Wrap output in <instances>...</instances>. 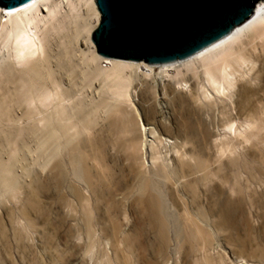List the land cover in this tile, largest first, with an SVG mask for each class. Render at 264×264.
<instances>
[{
  "label": "bare ground",
  "instance_id": "6f19581e",
  "mask_svg": "<svg viewBox=\"0 0 264 264\" xmlns=\"http://www.w3.org/2000/svg\"><path fill=\"white\" fill-rule=\"evenodd\" d=\"M81 6L87 8L85 15ZM100 21L96 0H31L10 10L0 6V189L12 195L27 190L33 205L46 188L26 162L29 145L21 138L28 132L39 146L53 148L50 170L59 184L68 175L57 153L63 146L74 177L97 191L93 168L102 164L95 153L101 145L89 138L87 153L74 134L90 135L98 127L111 135V150L125 154L159 253L170 245L175 229L178 241L190 244L186 256L194 264H264L263 245L237 239L224 238L236 261L210 252L215 238L225 235L234 214L243 210L253 183L264 194V1L224 37L158 65L98 54L92 33ZM101 59L109 66H102ZM139 72L153 80L135 83L133 73ZM78 79L92 90L88 109L78 99ZM160 100L170 110L168 120ZM73 191L81 195L78 187ZM82 201L89 239L85 252L93 256L97 226L90 199ZM22 214L27 216L26 209ZM103 224L112 248L103 254V263L132 264L131 234L120 222L109 228ZM181 225L191 229L189 236Z\"/></svg>",
  "mask_w": 264,
  "mask_h": 264
},
{
  "label": "rangeland",
  "instance_id": "374dc122",
  "mask_svg": "<svg viewBox=\"0 0 264 264\" xmlns=\"http://www.w3.org/2000/svg\"><path fill=\"white\" fill-rule=\"evenodd\" d=\"M86 11L85 6L80 7L81 14L85 15ZM78 21L81 22L82 20L78 19ZM91 23H96L95 17L91 18ZM100 64L109 66L110 62L101 59ZM159 71V67L156 66L155 74ZM133 75L136 78L135 83H138L139 79L147 82L153 80L152 77L144 78L142 72H139L138 75L133 73ZM78 81L81 82L82 80L78 79ZM80 84L82 82L79 83L80 90L77 91L78 99L82 100L87 105L86 109H88L91 106L92 90L83 84L80 86ZM137 106L140 108L138 101ZM158 106L163 113V119L168 120L170 110L167 105L160 100ZM74 135L83 151L87 153L92 150L88 142L89 138H95L101 145V148L98 147L95 153L100 154L102 164L94 165L93 168L96 175L94 186L97 191L92 192L85 182L74 177L72 167L68 161L67 150L63 146L57 147V153H59L58 158L63 160L68 175L65 183L59 184L50 170L53 164V148L39 146L37 140L32 139L27 132L21 138L22 142H27L29 145V152L26 157L27 165L32 170L38 171L40 182L44 183L46 188L34 197L35 204L33 205L27 202L29 196L27 190L12 195L0 189V264H104L102 256L106 251L109 252L110 250L111 252L112 248L106 240V232L101 231L102 226H99V224H103V221L105 222V225L103 224L105 228H109L111 222H120L126 231L131 234L134 250L136 248L133 262L131 261L132 264H194L192 256H186L190 244L178 241L175 229L171 232L170 245L163 253L158 252L160 242L154 239L146 214L139 204L141 195L135 189L134 184L131 183L133 181L130 177L131 172L125 154L119 148L118 150H111L113 147L111 135L100 131L98 127L90 135L85 133ZM24 158L25 156H23V161ZM26 180L30 182L29 178H26ZM123 182L124 184H122ZM124 185L126 186L124 187ZM260 186L253 183L250 188V196L245 197L243 210L234 214V224L226 231L225 235L215 238L214 248L210 252L212 251L213 254L225 253L235 260L232 251L226 246L227 239L225 237L231 240L245 241L247 246L252 243L251 246L257 247V245H260V248L264 247L262 236L264 194H262L263 188L261 189ZM73 187H78L82 198L81 195H75ZM83 197L89 198L91 201L93 222L97 226V233L94 235L97 244L91 250L93 256L85 252L89 248L87 245L89 239L83 221ZM204 208L207 210L206 206ZM23 209H26L27 216H23ZM106 211H108V215ZM31 220L33 224L29 227L28 221ZM181 229L182 234L186 237L191 233L189 227L184 226ZM238 260L240 261L242 258H238ZM237 264L241 263L238 262Z\"/></svg>",
  "mask_w": 264,
  "mask_h": 264
},
{
  "label": "water",
  "instance_id": "95a60500",
  "mask_svg": "<svg viewBox=\"0 0 264 264\" xmlns=\"http://www.w3.org/2000/svg\"><path fill=\"white\" fill-rule=\"evenodd\" d=\"M31 0H0L13 9ZM264 0H96L98 54L164 64L186 58L246 21Z\"/></svg>",
  "mask_w": 264,
  "mask_h": 264
}]
</instances>
